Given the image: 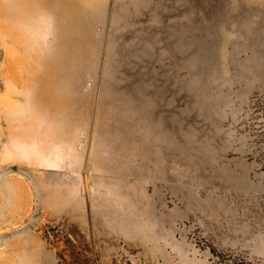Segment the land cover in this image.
<instances>
[{
  "label": "rangeland",
  "instance_id": "374dc122",
  "mask_svg": "<svg viewBox=\"0 0 264 264\" xmlns=\"http://www.w3.org/2000/svg\"><path fill=\"white\" fill-rule=\"evenodd\" d=\"M0 264H264V0H0Z\"/></svg>",
  "mask_w": 264,
  "mask_h": 264
},
{
  "label": "crops",
  "instance_id": "0c3cea01",
  "mask_svg": "<svg viewBox=\"0 0 264 264\" xmlns=\"http://www.w3.org/2000/svg\"><path fill=\"white\" fill-rule=\"evenodd\" d=\"M54 157H57V156H54ZM57 158H58V157H57ZM48 159H50V157H43V158H42L43 161L48 160ZM91 172L95 173L94 170H93V171L91 170Z\"/></svg>",
  "mask_w": 264,
  "mask_h": 264
}]
</instances>
